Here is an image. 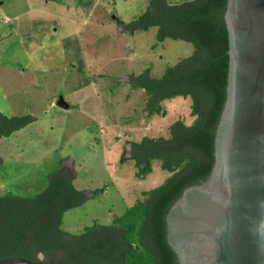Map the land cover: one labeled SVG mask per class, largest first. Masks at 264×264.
I'll use <instances>...</instances> for the list:
<instances>
[{
    "label": "rangeland",
    "instance_id": "374dc122",
    "mask_svg": "<svg viewBox=\"0 0 264 264\" xmlns=\"http://www.w3.org/2000/svg\"><path fill=\"white\" fill-rule=\"evenodd\" d=\"M150 1L0 0V114L33 118L0 141V195H34L53 173L70 174L85 202L65 213L67 232L113 225L149 198L144 191L171 173L155 161L140 179L135 161L120 164L123 150L130 159V141L168 137L174 121L193 119L192 99L182 96L163 102L166 116L149 118L148 95L133 86L148 71L162 78L194 51L182 40L160 41L158 27L139 30Z\"/></svg>",
    "mask_w": 264,
    "mask_h": 264
},
{
    "label": "trees",
    "instance_id": "16d2710c",
    "mask_svg": "<svg viewBox=\"0 0 264 264\" xmlns=\"http://www.w3.org/2000/svg\"><path fill=\"white\" fill-rule=\"evenodd\" d=\"M227 3L151 0L136 21L142 31L158 27L160 41L171 38L194 46L193 53L170 66L162 78H153L148 71L138 75L133 84L148 95L149 118L166 116L165 100L178 96L192 99L191 123L178 119L169 126L168 137L130 141L131 158L125 150L121 154V165L135 161L140 179L153 172L155 161L171 176L144 191L149 198L138 200L115 218L113 225L94 224L79 234L62 228L65 213L85 202L83 192L66 172L53 173L47 188L34 195H0V259L23 256L45 264L39 260L43 253L46 264H178L167 240L166 216L184 190L206 180L215 164L216 132L227 100L230 64ZM136 22L127 24L129 31L135 32L132 25H138ZM0 118V141L33 121L31 116L0 114ZM2 163L0 157V166Z\"/></svg>",
    "mask_w": 264,
    "mask_h": 264
},
{
    "label": "water",
    "instance_id": "95a60500",
    "mask_svg": "<svg viewBox=\"0 0 264 264\" xmlns=\"http://www.w3.org/2000/svg\"><path fill=\"white\" fill-rule=\"evenodd\" d=\"M225 20L230 64L215 164L166 216L178 264H264V0H228ZM57 105L70 107L63 97ZM0 264L38 263L14 256Z\"/></svg>",
    "mask_w": 264,
    "mask_h": 264
},
{
    "label": "flooded vegetation",
    "instance_id": "af4514ba",
    "mask_svg": "<svg viewBox=\"0 0 264 264\" xmlns=\"http://www.w3.org/2000/svg\"><path fill=\"white\" fill-rule=\"evenodd\" d=\"M40 255H43V258H41ZM39 260H44L45 264L48 263V259L46 258L45 254H43V253L39 254ZM103 262H105V261H103ZM98 263H100V262H98Z\"/></svg>",
    "mask_w": 264,
    "mask_h": 264
}]
</instances>
